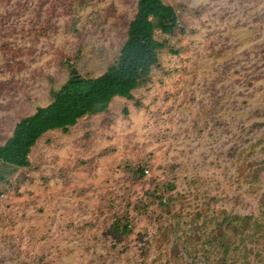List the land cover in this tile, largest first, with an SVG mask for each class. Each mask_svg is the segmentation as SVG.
Returning <instances> with one entry per match:
<instances>
[{
    "label": "rangeland",
    "instance_id": "rangeland-1",
    "mask_svg": "<svg viewBox=\"0 0 264 264\" xmlns=\"http://www.w3.org/2000/svg\"><path fill=\"white\" fill-rule=\"evenodd\" d=\"M139 0H0V144L117 59ZM178 14L131 97L0 161V264H264V0Z\"/></svg>",
    "mask_w": 264,
    "mask_h": 264
},
{
    "label": "trees",
    "instance_id": "trees-1",
    "mask_svg": "<svg viewBox=\"0 0 264 264\" xmlns=\"http://www.w3.org/2000/svg\"><path fill=\"white\" fill-rule=\"evenodd\" d=\"M179 24L172 5L163 0H139L117 59L97 77H85L73 69L68 81L55 92L54 100L23 117L13 134L0 144V161L28 166L31 149L45 132L68 130L84 115L106 109L115 96L131 97L132 91L148 78L159 61L158 51L164 43L156 38V29L173 32Z\"/></svg>",
    "mask_w": 264,
    "mask_h": 264
}]
</instances>
